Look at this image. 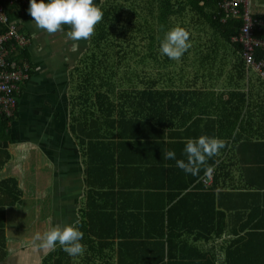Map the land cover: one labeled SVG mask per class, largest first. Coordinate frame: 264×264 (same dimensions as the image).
Listing matches in <instances>:
<instances>
[{
  "label": "crops",
  "instance_id": "obj_1",
  "mask_svg": "<svg viewBox=\"0 0 264 264\" xmlns=\"http://www.w3.org/2000/svg\"><path fill=\"white\" fill-rule=\"evenodd\" d=\"M241 1H247L250 14L254 18L264 19V0ZM146 8L141 10L144 11ZM176 19L183 23H187L189 20L195 33L202 32L207 28L206 20L192 11L189 6H185ZM29 21L30 17H24L22 20L26 30ZM182 27L190 34L192 33L185 25ZM34 28L26 31V34L33 41L30 47L33 55V64L32 61L30 63L33 65V73L31 79L24 84L19 99V112L8 133L12 139L9 150L12 157L14 153L17 155V161H13L11 158L5 168L0 170V183L9 178L18 179L20 188L25 194L23 203L22 201L19 203H22L23 208H30L27 204L38 200V194H42L43 207L31 209L37 211L38 215L35 219L49 221L46 226L42 224L41 227L44 230L50 224H74L79 221L80 230L86 233H84L86 242L83 244L85 251L82 255L71 258L59 244L54 250L48 252L36 249L31 244L33 237L28 235L30 231L24 229L25 235L20 234L18 226L9 228L8 221L6 224L0 219V264H57V260L60 261L59 264H118V250L109 246L101 247L99 239L90 232L89 201L92 199L98 204L104 205L109 217L113 218L112 222H121V224L116 222L115 230L119 235L126 233V229L131 227H140V235H142L143 222L133 219L134 212L135 214L138 212L133 207L138 208L137 206H141L142 203V198L137 195L138 190H135L134 185H148V189L143 188L142 190L154 192L150 193L151 196L163 197L168 192L167 189H162L160 186L164 184L162 183L163 178L167 177L165 171H170L171 165H176V160L164 159L163 153L170 150L168 137H175L176 140H180L173 142H186L188 139L183 131L186 116H177L171 123L164 121V115L159 118L156 115L145 114L149 116L146 122L152 124L149 126L151 135L142 136L140 139L143 148L136 152L131 146H123L119 155V165L114 169L97 173L91 179L88 171L91 162L89 145L82 141V134L75 131L74 127L81 121L78 118L80 114L78 116L73 115L69 89L63 90L60 84L54 82L52 74L47 80L41 79L38 75L41 74L42 70V68H38L39 61L43 60L45 64L49 60L46 56H40L36 52L37 48L48 45L50 50L58 48L63 50L65 47H61L62 45L72 44L73 41L60 38L59 32L47 36V41H45L42 34L43 30ZM158 31L163 36L166 32L161 27H158ZM206 32L209 33V28ZM199 38L194 39L195 41L187 50L186 57L191 55V62L203 58L208 60L209 64L210 53L204 54L205 43H197L201 40ZM190 43H192L191 39ZM206 45L209 46V52H211L212 45L210 43ZM71 46L75 50L80 48L76 44L75 47L74 45ZM192 47L194 48L193 52H191ZM183 60L184 57L182 56L181 61H173L171 71L166 70L165 75L171 73L170 75L176 80L184 66L175 65L181 64ZM234 61L237 62L236 59ZM183 69L185 70L186 66ZM191 70L196 71L193 68ZM200 73H204L208 77L213 75L214 71L210 69L205 72L200 71ZM184 76V85L188 86L192 80L191 73L189 75L188 71H185ZM235 76L237 79H232L233 82L241 83L244 81L238 78V75ZM144 77L147 79L159 78L157 74H142L141 80ZM249 79L251 80L249 81ZM249 79L246 80L245 85L242 84L244 86L239 90V92L247 95L248 99L245 105L240 106H244L240 114V107L228 111L225 117L224 114H221L211 121L206 128V136H215L225 142V147L217 155L219 158L216 165L218 177L214 184V180L211 179L212 183L210 180V184L205 185L206 187L209 186L207 189L213 187V192L216 194L215 199L207 196L192 198L186 206L188 214L180 216L182 210H178V215L173 219V225L184 227V231L181 237L174 240L172 253L178 256L181 253L189 254L194 256L198 263L228 264V250L232 246L240 244L241 241H243V250L238 252L237 258L242 259V264H261L264 260V237L262 236L264 234V82L256 73L252 74ZM220 80L225 82L226 78L222 77ZM205 84L210 85V81L206 80ZM215 88L221 89L218 82H215L211 90L214 92ZM109 91L106 89L96 90L94 102L99 92L109 93ZM208 92L209 90H206V93ZM110 95L113 96L115 104L120 102L121 105L124 102L132 110L141 104L146 107L148 103H151L147 99L138 102L131 96L124 97L123 100L119 99L117 91ZM197 106L202 107L204 105ZM187 110L188 112L194 110L193 105L190 104ZM217 110L211 109V114H217ZM226 118H229V121ZM122 127L123 134L128 135L127 138L129 137L126 142H133L131 139L134 137L132 136V126L124 121ZM162 128H165L164 138L162 137L163 132L157 131L163 130ZM168 128H172L174 131L171 132ZM176 129H180V131H176ZM111 132L117 135L119 130L118 128H111ZM2 139L0 138V143ZM177 144V148L173 150L176 159L186 161L184 146L182 143ZM35 150L37 151L34 153ZM30 162L35 164L30 167L26 174L23 165ZM42 163L44 170L40 171ZM9 167L13 168L10 169ZM19 169H23V171H19ZM30 171L31 174L28 175ZM21 173L23 174L20 175ZM100 177L108 179L103 183L105 188L93 189L91 180ZM189 179L178 181L185 183ZM152 186L155 189H152ZM195 186L193 183L190 189L182 193L181 197L189 192H197ZM198 190L204 193L211 192L202 191L200 187ZM14 193L15 195L9 201L16 197V192ZM176 193L177 191L171 188L167 195L174 196ZM164 197L162 200L166 199ZM4 200L5 196L0 192V218H3L2 207H8L6 203H3ZM162 200L158 198L152 205L153 208L157 207L155 208L156 211H159ZM45 205L50 207V211H44ZM215 208L224 214L217 220L221 221L219 229L223 227L225 229L222 236L213 235L209 240H206L210 237L207 233L200 236L197 231L191 234L186 230L201 226L199 221H204L203 227L206 228V232H212L211 221L214 217L213 210ZM197 210L202 214L200 212L197 214ZM20 216L22 215L19 212ZM44 216L46 218H43ZM18 224L22 223L19 222ZM155 225L156 229L161 231V222L155 221ZM28 227L29 225L25 228ZM41 227H39V232H43ZM165 232H167L166 229ZM249 235L256 236L249 240ZM3 236L6 238L5 245H3ZM136 245L138 243L130 244L131 247ZM137 251L140 252L139 249ZM202 254H204V259L198 261Z\"/></svg>",
  "mask_w": 264,
  "mask_h": 264
},
{
  "label": "trees",
  "instance_id": "obj_2",
  "mask_svg": "<svg viewBox=\"0 0 264 264\" xmlns=\"http://www.w3.org/2000/svg\"><path fill=\"white\" fill-rule=\"evenodd\" d=\"M112 1V3H111ZM142 1V0H139ZM149 6L144 11H139L138 6L135 3L138 1L135 0H108L104 4V18L105 22L99 29H95V34L93 35L92 45L94 44V56H97V60H105L107 58L106 50L115 46L114 42L110 40L111 33L115 30L118 31V38L124 40L125 28L129 30L131 27L134 28V31L140 33L142 38L150 36L152 30L151 26L154 28L161 27L165 31L174 27L175 24L171 23L176 20V17L180 15V11L184 9L185 6H189L192 11H195L198 15L202 16L206 20V26L211 29L213 37L216 40V43H212L211 52L209 55V64L210 69L214 71L213 75L206 77L204 73H200L199 64L204 61V59H199L198 61L186 63V69L193 68L195 69V78L192 79L188 86L184 85V72L174 79L170 74L165 75V71L168 70V64L158 65L155 61L156 59H150L146 56H140L139 59H136L135 64H139L137 72L130 71V67L126 64L128 63L129 56L133 54H125V48L122 44L118 45L120 50L118 51L117 62L111 64L114 66V70L109 76L107 74H98L103 71L101 68L112 69L110 65L105 63L111 62V59L104 61L100 66H90L86 71L87 78L85 79V86L82 93L88 98H86L85 104L86 107L81 111L80 118L81 123L76 125L75 131L82 134V141L86 142L89 145V154H90V166H89V176L92 179L97 173L105 172L110 169H114L120 163V154L123 146H131L134 151L139 152L143 147L140 143L142 136H150L149 127L151 124L146 122V119L150 115H156L159 118L164 115V121H173L177 116L185 115L183 123V131L186 136L189 138H198L201 135H206V128L209 126L210 122L215 120L221 114L226 116V112L233 111L234 109L239 108L242 105H245L248 102L247 95L239 92L241 88L246 84V80L251 78V75L255 73L253 69H249L246 63L244 56H242V47L240 45H234L232 43V38L238 35L240 29L244 25L242 19H227L223 22V19L226 17L224 11H221L219 7L218 0H183L178 1L174 0H145ZM8 0H3V6L5 8V13L10 19L11 24H16L18 22L19 26L22 23L24 17H31L27 12L29 3L25 6H8ZM39 2V0H37ZM157 2V5H155ZM47 3V0H45ZM115 3L116 5H114ZM127 6V8H125ZM155 9L158 10V14H155ZM240 9L243 13V6H240ZM118 10V18L116 21V11ZM125 10V13H123ZM150 13V19L148 14ZM136 16V17H135ZM157 16L153 20V17ZM172 18V19H171ZM257 19V18H255ZM27 20V19H26ZM260 22L264 23V19H257ZM8 31L6 27L0 24V35H3ZM203 32V31H202ZM121 33L123 35H121ZM27 35V34H26ZM30 39V37H28ZM138 39V36L131 38V41ZM200 39V38H199ZM198 39V40H199ZM31 40V39H30ZM143 40V41H144ZM151 41L155 40V37L152 36ZM123 41L122 43H124ZM33 41H31L32 45ZM155 45V44H154ZM154 45L149 46L151 49H156ZM10 49L11 46H8ZM104 53V54H103ZM141 53V51H140ZM8 55V60L12 63V66H24L22 59L28 60L29 63L33 64V55L28 49H24L21 54ZM141 55V54H140ZM187 56V51L185 52ZM138 57V56H137ZM261 56H259L260 58ZM234 59L237 60L236 65H234ZM17 61L20 62L17 64ZM132 60L129 59V62ZM17 67V68H18ZM33 73V65L30 67ZM145 68H147L145 70ZM154 69H157L156 72L152 73ZM144 71V73H143ZM170 71V70H169ZM140 72V73H139ZM31 73V77H32ZM157 74L159 78H145L141 80L142 74ZM91 74V75H90ZM238 75V78L244 80L241 83L233 82L232 79H235ZM30 77V79H31ZM96 77H101V79L94 80ZM222 77L226 78L225 82H222L220 79ZM207 78V79H206ZM29 79V80H30ZM237 79V78H236ZM206 80L210 81V85H206ZM251 79H249L250 81ZM100 81L99 84L97 82ZM215 82H218L221 89H214V92L211 90ZM223 83L225 87H223ZM244 83V85H242ZM241 85V87H240ZM240 87V89H238ZM24 85H22V89ZM110 90L109 93L99 92L94 102V95L96 90ZM118 93V98L122 99L124 97L131 96L133 99L139 101L148 100L146 107L144 104L134 107V110L125 105L124 102H118L115 104L113 101L114 92ZM206 90H209L206 93ZM22 93V90H21ZM227 97V99L224 97ZM19 98V96H18ZM159 101V102H158ZM192 104L194 110L188 112L189 105ZM197 105H204L199 107ZM121 106V107H120ZM244 107V106H243ZM243 107L239 108V114L243 110ZM19 109V104H18ZM17 109V115H18ZM211 109L215 111L217 109V114H211ZM145 114L149 115L146 116ZM229 121V118H226ZM190 122L188 124V121ZM132 126V136L131 139L133 142H126L127 136L123 134V122ZM13 119L7 117H0V138L2 142L0 143V170L5 168L12 158L11 151L9 150L11 146V136H9V130L12 127ZM83 122V124H82ZM111 128L119 130L117 135L111 132ZM164 138L165 128H162ZM169 131H174L172 128ZM156 131V130H155ZM180 131V129H176ZM171 136V134H168ZM167 135V136H168ZM215 137V136H209ZM112 138V139H110ZM168 146L170 150H175L177 143H182L185 148V142H173L180 141L176 140L175 137H168ZM218 157L213 156L207 160V166L213 168L211 178L205 175L204 168H201V171L198 175L186 174L182 169L178 168L175 164H172L170 171H165L166 176L162 180L164 183L160 186L162 189H167V193L171 188L175 189L177 193L174 196L167 195L163 196L166 198L162 200L163 197L151 196L147 192L148 185L136 184L135 190H138V196H141L142 203L138 208L137 214H133V219L135 221H142L144 224L143 233L140 235V227L126 229V233L119 235L116 229V222L121 224L120 221L112 222L113 218L109 217L107 214V209L104 205L98 204L94 200L89 201V221L90 232L91 234L99 239L101 247H110L112 249L118 250V264H203L198 263L194 256L189 254L181 253L180 256L172 253V244L175 243L174 240L182 236L184 227L174 226L173 219L178 215V210H182L180 216H186L188 214L187 207L189 201L192 198H200V196H207L211 199H215L214 189L211 187L207 189L210 184V180L213 179L215 183L217 176V161ZM163 166V165H162ZM192 176V177H190ZM185 177V178H181ZM190 177V179H189ZM185 183H181L178 180H187ZM108 181L106 177H100L95 180H91V187L93 189H104L103 183ZM19 181L16 178H9L0 183V192L5 196L3 203H6L8 206H14L19 204L22 201V194L24 193L19 189ZM195 183L197 187V192H189L181 197L184 191L190 189V187ZM212 183V180H211ZM148 184H150L148 182ZM198 187L202 191H211L208 193L200 192ZM152 189H155L152 186ZM145 191V192H144ZM16 197L13 200H10L13 195ZM149 193V194H148ZM192 195V196H191ZM191 196V197H190ZM161 198V207L159 211H156L152 207L155 204V201ZM204 198V197H202ZM23 203V202H22ZM7 206H3V221H5L4 214ZM136 207V206H135ZM140 207V208H139ZM197 210V214H199ZM202 214V212H200ZM224 215L220 211H217L216 208L213 210L212 218V232H206V228L203 227L204 221H199L201 226H197L194 229H186L188 232L193 234L197 231L200 236H204V233H207L210 237L206 240H209L213 235L218 237L224 234V227L220 228L221 221H217L220 217ZM155 221L161 222V231L156 229ZM165 229L167 232H165ZM85 233V232H84ZM86 234V233H85ZM252 234V233H250ZM3 235V233H2ZM85 236L81 241L84 244ZM256 235H249V240ZM264 237V234H262ZM3 245L6 244V238L3 236ZM138 243V245L131 247L130 244ZM243 241L240 244L232 246L228 250L227 254V263L228 264H242V259L237 258L238 252L243 250ZM168 245V246H167ZM118 247V249H117ZM139 249L140 252L137 251ZM73 258V256H70ZM165 259L167 260L165 262ZM204 259V254L201 255L198 261ZM57 264L60 263L57 260ZM213 264V262L211 263ZM261 264H264V260Z\"/></svg>",
  "mask_w": 264,
  "mask_h": 264
},
{
  "label": "rangeland",
  "instance_id": "obj_3",
  "mask_svg": "<svg viewBox=\"0 0 264 264\" xmlns=\"http://www.w3.org/2000/svg\"><path fill=\"white\" fill-rule=\"evenodd\" d=\"M108 0H94V3L97 4L98 6L101 7V9L103 10V13H105L104 11V4L105 2H107ZM138 1L137 3H135L136 5H139L138 10L141 11V9H145L147 6H149L148 3H146L145 0L139 1V0H135ZM172 2L174 3V0H172ZM112 3V1H111ZM256 3V2H254ZM114 5H116L115 3H113ZM155 5H157V2H155ZM125 8H127V6H125ZM123 13H125V10H123ZM155 14H158V10L155 9ZM118 10L116 11V21L118 18ZM136 17V16H135ZM148 18L150 19V13L148 14ZM157 16L153 17V20L156 19ZM172 19V18H171ZM105 22V18L103 17L102 21L96 26V29H99L100 26L103 25V23ZM176 20L172 21L171 23H174L175 26L179 25V26H183L185 25L190 32H192L190 34V39L191 42L190 44H193V42L195 41L194 39H197L198 37L201 38L200 41H198L197 43H205L204 44V54L207 55L209 52V46H207L206 44H212V43H216L214 37H213V33L212 31L209 29V33H207L206 31H208V27L206 28V30H204L203 32H193V27L191 26V23H189V20L187 21V23H183L182 21H177ZM35 27V23L34 21H32V17H30V21L28 24V29L26 30V28H24V24L23 22L20 24H18V28L19 31L22 35H25L27 37H29V35H26V31H29V29L32 30V28ZM34 28V29H35ZM68 27L65 26L64 27V31L63 32H59V37L64 39L66 38L65 33L68 31ZM151 34L150 36H146L145 40L144 38H142V36L140 35L139 32L134 31V28L132 29L131 27L128 29L125 28V35H123L121 33V35L124 36V40H122L121 38H118V31L115 30L114 32L111 33V37L110 40L113 41L115 44V46L111 47L110 49L106 50L107 53V58L104 60H97V56H94V44L92 45V41H93V36L89 39V40H81L79 42H74L72 44L67 43L64 45H62L61 47H65V49L63 50H59L55 49V50H50L49 47H40L36 49V52L40 55V56H46V58L49 60V62L44 64L43 60L39 61L38 64V68H42L41 70V74H38L39 77L41 79H49L50 78V74H52V78L54 80V82L60 84L63 87V90H67L69 89V94L71 95V108L73 112L74 116H78V114H80V110L82 111L87 103L86 102V98H88V96L84 95L82 93L83 91V86H85V84H83L85 82V79L87 78L86 76V71L90 66H100L104 61H108L111 59V62L109 63H105L104 65L108 64L110 65V68L112 69H106L104 70V68L102 67H98L101 68L104 72H99L98 74H107V76H109L114 70V66H112L111 64H115L117 62V57H118V51L120 50V48H118V45H124L123 47L125 48V54H133L132 56H129L130 58H128V63H126L129 67H130V71L133 72H137V68L138 64H139V60H138V64H135L136 59H139L140 56H146L150 59H156V63L158 65H164V64H168L169 66V70L171 71V68L173 67V60H170L168 57H166L165 55H163L160 52V40L163 38V35L159 34L158 31V27L154 28V21H153V26H151ZM198 31V29H196ZM163 32V31H162ZM43 37L45 38L44 40L47 41V36L49 37V34L45 31H43ZM138 36V39H136L135 41H131V38H134ZM154 36L155 40L151 41V37ZM144 40V41H143ZM123 41H125L124 43H122ZM41 44H43L41 42ZM78 45L80 46V48L78 49H73V47L71 45ZM155 44V45H154ZM154 45V47L156 49H151L149 46ZM48 50V51H47ZM194 48L192 47L191 52H193ZM141 51V53H140ZM21 54V53H19ZM104 54V53H103ZM141 54V55H140ZM138 56V57H137ZM191 56V55H190ZM190 56L186 57L185 53L183 55L184 60L182 61L181 64H177L175 66H184L182 67V69L180 70V74H182V72L188 71L189 75L191 73V78L194 79L195 76V72L194 70H191L192 68H188V69H183L186 66V63H190ZM129 59H131L132 61L129 62ZM24 64L27 63L28 65H30V67L32 66L28 60H26L25 58L22 59ZM181 61V59H180ZM198 61V60H197ZM236 62V61H234ZM52 63V64H51ZM67 63V64H66ZM50 65V66H49ZM49 66V68H48ZM210 66L208 64V60H204L202 62H200L199 64V69L201 72H205L206 70H210L209 69ZM147 68H145L146 70ZM190 69V71H189ZM157 69H154L152 71V73L156 72ZM140 73V72H139ZM144 73V71H143ZM142 74V73H141ZM91 75V74H90ZM97 79H101V77H96L94 80ZM100 81L97 82V84H99ZM223 87H225V84L223 83ZM36 88V87H35ZM117 91V89H116ZM227 99V97L225 96L224 99ZM72 117V116H71ZM17 118V106H16V111H15V117L14 120ZM13 120V121H14ZM37 150L34 151V153ZM38 153V152H37ZM13 161H17V155L14 153L13 157H12ZM35 163H25L23 165V169L27 174V171L30 169V167H33ZM10 169H12L13 167H9ZM23 169H19V171H23ZM44 170V164L42 163L40 166V171ZM23 173H21L20 175H22ZM31 174V171L28 172V175ZM19 176V175H18ZM23 177V176H22ZM21 177V178H22ZM19 189L20 188V183H19ZM22 200L24 201V197L25 194L23 193L22 195ZM38 200H34L31 203H28L27 206H29L30 208H23L22 203L21 204H17L14 206H8L6 207V211L4 214V218H5V223L7 224L8 221V226L9 228H13L18 226L19 230H20V234H24V229L30 231L28 233V235L30 237H33L35 235V233L39 232V227L42 226V224L48 223L49 221H38L36 218L37 211L33 210L31 208H37V207H43V196L42 194H38ZM22 201V202H23ZM44 211H50V207L48 205H45L44 207ZM19 212H20V216L19 217ZM43 218H46L45 216ZM3 221V218H0ZM21 222L22 224H18L19 222ZM26 221V222H23ZM28 228H25L26 226H28ZM39 226V227H38ZM42 228V227H41ZM42 231H44V228H42ZM27 236V237H29ZM7 247V246H6Z\"/></svg>",
  "mask_w": 264,
  "mask_h": 264
},
{
  "label": "clouds",
  "instance_id": "obj_4",
  "mask_svg": "<svg viewBox=\"0 0 264 264\" xmlns=\"http://www.w3.org/2000/svg\"><path fill=\"white\" fill-rule=\"evenodd\" d=\"M28 3L27 12L38 29L53 35L57 32H63L64 27L67 26L69 30L65 33V36L74 42L89 40L95 34L96 26L104 16L103 10L94 3V0H47V3H45V0H39V2L29 0ZM16 6L18 7V5ZM15 25L18 28V22ZM190 47V33L179 25L167 30L163 39L160 40V52L173 61H179ZM17 63L20 62L17 61ZM31 73L32 71H30V77ZM262 82L264 81L262 80ZM20 95L21 93L19 94L18 104ZM12 119L14 120V118ZM224 147L225 142L223 140L201 135L198 138L186 140L183 150L186 161L176 159V154L172 150L163 153V158L176 160V166L186 174L198 175L203 167L205 175L211 178L213 169L211 166H207V160L218 155ZM79 223V221H76L74 224H50L43 232L35 233L31 244L34 248L44 252L54 250L59 244L69 256L82 255L85 251L81 243L84 233L80 230Z\"/></svg>",
  "mask_w": 264,
  "mask_h": 264
},
{
  "label": "built area",
  "instance_id": "obj_5",
  "mask_svg": "<svg viewBox=\"0 0 264 264\" xmlns=\"http://www.w3.org/2000/svg\"><path fill=\"white\" fill-rule=\"evenodd\" d=\"M8 6H25L29 0H8ZM221 11H224L227 19H242L244 25L238 35L232 38L234 45L242 47L249 69L264 81V23L255 19L249 11L247 1L218 0ZM3 0H0V24L8 28V32L0 35V117L14 118L16 106L18 108V96L22 85L30 78V65L12 66L8 55L19 54L24 49L31 47V40L19 33L15 24L10 23L5 13ZM243 6V13L240 6ZM8 46H11L9 49ZM259 56H261L259 58ZM18 64V63H17Z\"/></svg>",
  "mask_w": 264,
  "mask_h": 264
},
{
  "label": "flooded vegetation",
  "instance_id": "obj_6",
  "mask_svg": "<svg viewBox=\"0 0 264 264\" xmlns=\"http://www.w3.org/2000/svg\"><path fill=\"white\" fill-rule=\"evenodd\" d=\"M32 71V70H31Z\"/></svg>",
  "mask_w": 264,
  "mask_h": 264
}]
</instances>
